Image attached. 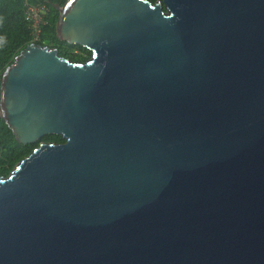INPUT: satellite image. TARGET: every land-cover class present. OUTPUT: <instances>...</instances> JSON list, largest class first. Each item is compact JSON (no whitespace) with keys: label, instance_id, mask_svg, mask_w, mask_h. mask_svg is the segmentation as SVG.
Here are the masks:
<instances>
[{"label":"water","instance_id":"95a60500","mask_svg":"<svg viewBox=\"0 0 264 264\" xmlns=\"http://www.w3.org/2000/svg\"><path fill=\"white\" fill-rule=\"evenodd\" d=\"M0 75L40 141L0 176V264H264V0H65Z\"/></svg>","mask_w":264,"mask_h":264},{"label":"trees","instance_id":"16d2710c","mask_svg":"<svg viewBox=\"0 0 264 264\" xmlns=\"http://www.w3.org/2000/svg\"><path fill=\"white\" fill-rule=\"evenodd\" d=\"M65 0H0V75L15 55L27 44L36 42L55 47L58 53L73 61L83 62L90 51L79 45L58 39L56 22L58 11L52 3L63 4ZM155 2L156 0H149ZM40 4L43 8L36 29L26 17V7ZM59 134H46L35 142H18L5 121L0 117V176H6L40 141L62 142Z\"/></svg>","mask_w":264,"mask_h":264},{"label":"built area","instance_id":"2783aa9c","mask_svg":"<svg viewBox=\"0 0 264 264\" xmlns=\"http://www.w3.org/2000/svg\"><path fill=\"white\" fill-rule=\"evenodd\" d=\"M26 17L32 22L33 27L36 29L40 22L43 8L40 4H31L26 7Z\"/></svg>","mask_w":264,"mask_h":264}]
</instances>
